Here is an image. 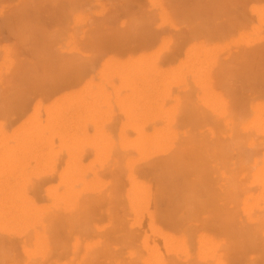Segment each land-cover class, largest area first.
<instances>
[{
  "label": "bare ground",
  "instance_id": "obj_1",
  "mask_svg": "<svg viewBox=\"0 0 264 264\" xmlns=\"http://www.w3.org/2000/svg\"><path fill=\"white\" fill-rule=\"evenodd\" d=\"M0 264H264V0H0Z\"/></svg>",
  "mask_w": 264,
  "mask_h": 264
}]
</instances>
